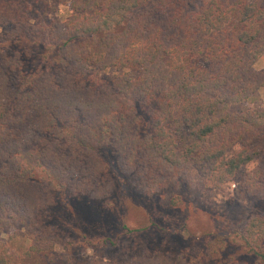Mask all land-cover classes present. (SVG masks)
<instances>
[{
  "label": "trees",
  "instance_id": "trees-1",
  "mask_svg": "<svg viewBox=\"0 0 264 264\" xmlns=\"http://www.w3.org/2000/svg\"><path fill=\"white\" fill-rule=\"evenodd\" d=\"M44 1L0 0L25 42L0 50V264L17 260L3 232L34 229L57 191L100 199L122 175L155 191L173 171L220 189L246 167L242 191L264 197V0H57L67 18L32 22ZM238 235L264 264V216ZM57 241L37 233L27 254Z\"/></svg>",
  "mask_w": 264,
  "mask_h": 264
},
{
  "label": "rangeland",
  "instance_id": "rangeland-1",
  "mask_svg": "<svg viewBox=\"0 0 264 264\" xmlns=\"http://www.w3.org/2000/svg\"><path fill=\"white\" fill-rule=\"evenodd\" d=\"M66 2L45 0L32 13V22L67 18L71 11ZM18 37L22 33L15 26L0 25V50L11 55L22 51L25 42H16ZM28 46L27 68L39 59L37 47ZM256 68L264 69V54ZM115 72L113 68L96 70L104 80ZM256 102L260 101L246 102L240 108H253ZM248 169L243 167L220 189L207 188L201 180L190 181L173 171L155 191L136 188L125 175L114 179L113 188L100 199L57 191L54 203L37 214L34 229H6L1 238L16 252V264H65L69 258L82 264H119L133 258L169 264H261L243 248L238 235L249 218L264 216V197L247 195L241 189ZM43 232L58 237L54 251L27 254L32 238Z\"/></svg>",
  "mask_w": 264,
  "mask_h": 264
}]
</instances>
